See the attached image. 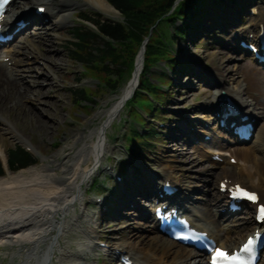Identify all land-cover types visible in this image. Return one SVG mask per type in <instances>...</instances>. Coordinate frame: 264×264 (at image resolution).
Returning <instances> with one entry per match:
<instances>
[{
  "label": "bare ground",
  "instance_id": "6f19581e",
  "mask_svg": "<svg viewBox=\"0 0 264 264\" xmlns=\"http://www.w3.org/2000/svg\"><path fill=\"white\" fill-rule=\"evenodd\" d=\"M248 5V7H252L249 18V25L251 26L241 30L238 34L240 38L244 39H248L250 34L258 37L259 33L264 32V7H260L257 0H249ZM32 6L35 8L39 6L46 7L47 10L43 19L34 14L35 9L32 10ZM82 8L102 12L111 18L119 17L117 10L106 0L14 1V9L9 14L10 18L15 20L25 19L30 25L20 32V35L25 34L27 38L22 40L19 47L5 48L0 52V106L4 105V101L10 103L15 101L12 102L15 106H20L22 102L27 104L29 100L40 101L52 89L56 90L58 88L61 83V76L66 70H69V66L65 63L63 51L58 49V44L53 45V38L48 37L46 32L48 27L46 25L50 24L53 30L64 29V34H68L65 30L68 29L70 24L74 23L75 16L81 15L78 10ZM44 19H47L48 22H43ZM232 19L238 21L239 16H233ZM7 27H9L8 24ZM40 42L44 43L45 52L42 61H44V67L49 69V72L42 73V76H44L43 81H39V77H33L31 72H27L29 75L24 77V74H20L21 71L15 69L9 63H4L5 58H10V62L19 64L23 62L22 55L40 56L36 51ZM226 50L228 51L224 50L220 53L225 57L224 60L209 69L208 72L201 70L193 63V74L203 78L204 81L210 82L219 90V97L222 91L232 96L237 105L238 117L245 113L260 125L261 121L264 120V113L261 112L264 109L260 105H258L259 107L252 106L244 101L241 85L235 79L239 71H235L229 65L234 60V57L230 54H234L238 50L231 44L228 45ZM36 60L34 58V62ZM141 71L142 64L140 60L135 75L140 76ZM28 78L33 79L29 81ZM232 82H236L237 86L231 88ZM44 85H46V89L41 88ZM136 85L135 78L117 97L112 106L102 113L103 119L99 127L91 130L89 135L83 132L75 134V145L83 144L78 149L76 156L71 159L72 161L56 164L55 168L43 164L40 167L28 168L0 179V244L7 243L11 246H23L24 249H28L25 264H51V257L55 255L59 238L68 232L66 229L70 226L86 235V241L80 243L79 248L86 247L89 250L92 248V235L97 233L96 230L90 227L84 230V227L80 224L79 216L74 213L75 211L72 220L67 222L65 218L72 214L76 205H83L82 194L86 185L91 182L97 167L102 163L104 154L112 152L113 149L108 144L109 131L121 117L124 110L123 100L134 90ZM219 97L216 100L217 105L221 103ZM183 102L188 101L185 98ZM202 108L211 112L216 108V105L211 101V107L203 104ZM29 114H32L33 118L36 119L30 109ZM234 119L232 118V120ZM2 133L16 142L27 144L23 134L0 116V135ZM182 134H188V132L183 131ZM87 140H90V143ZM213 140L212 150H214L213 148H219L220 153H224L222 151L231 153V157L237 159L239 166H232L230 163L225 166L215 162H213V166H206L203 161L192 158L186 153L179 138H172L170 142L172 148L166 152L167 157L180 158L184 163L198 169L196 175L206 177L195 179L204 182V185L202 187L200 185L191 187L188 185V179L182 176L173 183L171 181V179L174 180L172 173L177 170L174 167L151 168L150 171L142 170L145 173L144 178L135 180L133 185L137 194L144 199L142 203H145L144 201L146 203L151 200L155 201L158 191L167 182L174 186L178 185L177 187L180 186L181 190L175 195V198L186 207V214L194 227L209 232L218 246L232 251L244 241L252 228L251 233L257 227L254 219L249 218H246L245 221H239V223L230 219L229 222L224 223L218 220V208L222 205L218 185L222 181L227 184L230 182L233 184L240 183L244 187L258 192L261 203H264V127L262 130L260 129L256 142L252 143L250 148L236 146L233 143L229 145L221 139H217L215 135ZM3 154V146L0 145V155ZM92 159H94V163L90 167L89 163ZM235 169L237 171H234ZM57 170L61 171V176L57 174ZM216 182L217 188L214 187ZM192 192H200L203 198L196 197L195 199ZM135 200L138 201L139 199ZM127 205H133L134 212H130V214L137 213L135 216L139 218V222H145L146 224L143 225L144 227H136L135 225L139 222L134 223V228H130L128 241L118 245V251L126 252V255L133 257L138 264H192L193 260L199 261L198 263L194 262V264H208L203 254L161 235L157 227L152 224V216L146 210V207L142 208L141 205L133 202H128ZM143 205L149 206L147 204ZM83 220H85V216ZM86 221L89 223V220ZM56 231L58 234H54V238H49ZM156 232L159 234L151 238V235L156 234ZM43 244H47V248L44 251H39ZM62 255L66 259L73 256L67 249L62 251ZM64 257L62 256L60 259V264L65 259Z\"/></svg>",
  "mask_w": 264,
  "mask_h": 264
},
{
  "label": "rangeland",
  "instance_id": "374dc122",
  "mask_svg": "<svg viewBox=\"0 0 264 264\" xmlns=\"http://www.w3.org/2000/svg\"><path fill=\"white\" fill-rule=\"evenodd\" d=\"M18 1L25 2L26 0ZM248 1L249 0H237V2L242 5L241 7L243 9H241V11H239L235 6H231V4L221 2V4H217L219 9L216 10L219 12V16H212L209 18L215 22L211 25V27L207 26L208 21H203L201 26H199L198 29L189 36V38H186L185 40L176 37L173 38L172 48L179 60L182 61L184 66L188 68V71H185V74H182L181 77H179L170 73L165 64H161L154 69V72L157 75L167 73L175 79L171 90L167 91L168 101L161 104L162 112L159 114L161 119L156 116L154 117L155 122H152V118H149V116L141 112L147 122L150 123V125L155 126L159 133L163 135L161 142L154 147V150L150 152L145 151L144 155H140L141 157L139 161L135 163L129 158L125 150L126 141L124 138V135H127L130 131L129 124L131 123V126L137 128L142 133L143 129L130 120L131 117L126 110L123 111L121 117L115 122L112 129L109 131L108 144L113 150L112 152L105 154L102 160V166L103 168H107L106 166H113L116 167L118 171L121 166L128 167V174L123 176V182L120 184L123 189L119 190V192L121 191L126 195L124 199L125 202H134L135 196L134 192H132V187H130V182H132L133 178L137 179L139 176L141 177L139 172L140 169L142 170V167L149 171L151 168L174 167L177 169L174 173H172L175 180L181 178L182 176L188 179V185L191 187L196 185H200L202 187L204 185V182H200L195 179L199 177L196 175V170L198 169H194L191 165L184 163L180 158L175 159L174 157H167L166 152L172 148L170 143L171 139L174 136L181 135L174 132V130L184 125L188 134H183V138H180V143L184 147L186 153L192 158H197L199 161H203L206 166H213L209 160L210 156L205 152L212 151L209 150L207 146L203 147L201 145H203V136L207 133L209 134L212 131V128L216 126V123L214 121H208L209 126L206 127L204 125V120H208L211 117L209 114L212 115L211 118H214V115L212 114L214 112H207L202 108V105L207 104L211 106V101L213 102L215 100V96H217L219 90L214 88L213 85H210L209 82L200 80L194 76L192 74L193 69L191 64L199 63L202 68L209 70L224 60L225 57L220 55V53L224 50L228 51L226 50L228 45L231 44L233 47L238 49L236 39L238 30L234 29L233 25L236 26L245 24L244 26H248L250 24L249 18L252 7H248L250 5H248ZM257 1L260 7H264V0ZM79 12L84 13L87 16H91L96 20L102 18L103 20L122 21L121 15L114 19L108 17L102 12H98L90 8H82L78 10V13ZM228 14H235L234 16H239V19H237L238 21H230L228 19ZM220 21H223L221 26L219 24ZM74 22L75 23L70 24L68 29L65 30L67 33L69 32V34H64V29L59 28L53 30L50 24L46 25V27H48L46 28L48 37L53 38V45L58 44V49L63 51L64 61L69 66V70H66L63 73V76H61V83L58 85V88L56 90L52 89V91L44 96L40 101L29 100L27 104L22 102L20 106H15V104L12 103L15 101H12L11 103L4 101V105L0 106V116L16 127L18 131L23 134L25 139L32 143L38 153H40L42 157L46 158L45 161H40L38 165L33 167H40L43 164H49L54 168L56 164L69 161L74 158L78 149L83 144L79 143V146L75 145V134L83 132L86 135H89L91 130H95L99 127L103 119L101 116L102 113L107 111L112 106V103L116 101V96L101 89H97V98L95 99V104L91 109L75 110L73 92L75 90V86L77 85V81L74 79L82 76L81 72L83 70L81 65L74 64L70 60L71 42L74 38L73 34L75 28L85 26L86 28L88 27L93 30V27L89 24H82L83 22L79 21L77 16H75ZM179 27H181L180 23ZM165 30H167L166 32L169 35L174 34L172 32L173 29L170 27H165ZM251 37L252 35H250V38ZM24 38L27 37L24 35L20 36L17 41L13 43V46L11 45L10 47H17L18 45H21ZM36 51H38V54L40 55H35V57H37L36 59L42 61L45 57L44 43L40 42ZM47 55L48 53L46 56ZM230 55L234 57V60L230 62L229 65L232 66V69L235 71H239V74L235 79L241 85L240 87L243 90L242 97L244 101L248 102L252 106L255 105L256 107H259L258 105H260L264 109V70L254 66L247 57L242 55L241 50ZM32 57H34V55L27 54V56H22L23 63L17 64L15 69L21 71L20 74H24V77L29 75L27 72H31L33 77H39V81H43L44 76H42V73L49 72V69L46 70L40 64L34 62ZM186 75H188L187 78L185 77ZM32 79L33 78H28L27 80L31 81ZM153 82L157 83L154 80ZM26 83L28 84V82ZM82 86L93 88L95 87V82L86 80ZM230 86L231 88L236 87V82H232ZM41 88L46 89L47 87L44 85L41 86ZM165 90L166 89H164V91ZM185 98L188 101L186 103L183 102ZM155 105L158 107V103ZM29 109L35 115L34 117L36 119L33 118L32 114H29ZM81 111L85 114L80 113ZM165 111H168V113ZM261 112L264 113V110ZM164 117L166 118V121L162 120ZM160 120L163 122V128H160L156 123ZM192 127L195 130L192 131ZM263 127L264 120L261 121L259 127L257 126V133L252 142L253 144L256 142L257 135ZM172 132L174 133L172 134ZM193 134L198 136V142L200 143L199 146H196L193 143ZM87 142L90 143V140H87ZM252 143L250 145H246L245 148H250ZM0 144L3 146L6 157L8 149L13 148L17 143L11 137L2 133L0 135ZM57 145H60V147ZM55 147L57 148L55 149ZM225 159L226 163H228L230 156L225 157ZM53 163L56 164L53 165ZM93 163L94 159L91 160L89 166L91 167ZM234 171L237 170L235 169ZM137 173H139V175ZM57 174L59 176L62 175L59 170H57ZM205 177L206 176L199 178ZM96 182L99 188L95 191L94 185ZM214 187L217 188V182ZM102 188H104L106 194L102 193ZM111 192L114 194H111ZM115 194L117 193L113 188V184L108 182L105 171H102V168H100L90 184L85 187L82 197L84 206H75V211L78 215L81 214V210L85 213V220L81 221V226L84 228L90 226L97 232L92 235V248L90 250L86 249L87 251L84 252L83 258L76 256L80 243H84L86 240L84 233L79 230H75L73 226H70V228L66 229L68 232L65 233L63 237L59 238V244L55 252L56 254L51 258L52 264H60V259L62 256L64 257V255H62V251L64 249H67L73 256L69 259L64 257L65 259L62 261V264H118L115 254L111 253L109 249L100 251L97 249L96 243L98 241H103L110 248L128 241L130 228H134L133 224L138 223L139 220H132L135 218L137 219V216H135L137 213L134 215L132 214L133 216H129V213H127L129 211L128 207L123 203L120 204L118 200L113 199L112 202H118V205L114 206L115 209H118V212L112 217L107 215V206H109V203L106 201V198ZM195 196L202 198L200 192H196ZM97 197L104 199L101 205L95 204V199ZM221 208L223 209V207H220V209ZM72 216L73 213L69 214L65 220L69 222L72 220ZM86 220H89V223ZM145 224V222H139L135 226L144 227L143 225ZM55 234L57 235V231ZM155 235H157V233L152 234L151 238H154ZM46 247V244L42 245L40 251ZM27 250L28 249H23V246L13 247L10 244L0 248V264H25L26 260L23 254L26 253ZM80 254L83 255L81 251ZM75 259H80L82 261L76 262ZM194 262L198 263L199 261L193 260L192 264H194Z\"/></svg>",
  "mask_w": 264,
  "mask_h": 264
},
{
  "label": "trees",
  "instance_id": "16d2710c",
  "mask_svg": "<svg viewBox=\"0 0 264 264\" xmlns=\"http://www.w3.org/2000/svg\"><path fill=\"white\" fill-rule=\"evenodd\" d=\"M124 17V21L115 23L111 21L96 22L101 35L109 40L104 42V47L94 50L91 48L96 41L93 34L84 33L77 29L75 36L78 44L72 51V59L75 62L90 65L91 72L99 78L106 89L115 91L121 87L130 77L134 66L135 58L145 37L149 35L150 29L155 25L158 29L147 46L145 75L150 74L158 62L172 64L175 69L177 61L170 55V49L166 43L164 34L165 26L175 25L176 21L187 11V8L197 10L203 0H186L174 9L177 0H108ZM203 3H206L204 0ZM195 16V15H194ZM193 16V17H194ZM192 16L187 17V19ZM163 27V29H162ZM181 37H185L189 32V25L184 22V27L177 30ZM90 36V37H89ZM114 67L113 70L110 68ZM163 83L168 82V77L162 79ZM143 88L152 94L160 96L158 87L147 78L143 82ZM75 98L84 99L86 92L76 90L73 92ZM152 136L137 140L145 148L150 147ZM141 140V141H140ZM9 168L17 171L35 163V160L21 147L10 148L7 151ZM3 170L0 165V176Z\"/></svg>",
  "mask_w": 264,
  "mask_h": 264
},
{
  "label": "snow or ice",
  "instance_id": "6c2138e0",
  "mask_svg": "<svg viewBox=\"0 0 264 264\" xmlns=\"http://www.w3.org/2000/svg\"><path fill=\"white\" fill-rule=\"evenodd\" d=\"M3 3H8V0H2ZM234 194L239 197L246 198L250 201L256 202L259 197L252 192H248L245 189L237 188L234 190ZM259 219L264 220V205L259 208ZM256 239L249 238L248 242L243 246V248L235 253L230 255L224 250L216 248L214 254L211 255V264H249V259L245 258L244 254H251L254 251V245Z\"/></svg>",
  "mask_w": 264,
  "mask_h": 264
}]
</instances>
